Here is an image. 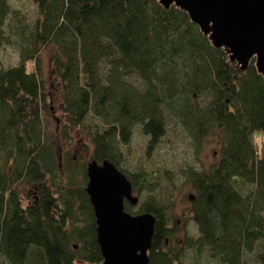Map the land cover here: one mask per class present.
<instances>
[{"label":"trees","instance_id":"1","mask_svg":"<svg viewBox=\"0 0 264 264\" xmlns=\"http://www.w3.org/2000/svg\"><path fill=\"white\" fill-rule=\"evenodd\" d=\"M30 1L27 17L0 0V47L18 56L7 66L0 59V258L102 262L85 164L76 182L75 158L60 154L47 131L58 110L62 140L82 132L88 160L108 159L144 192L136 211L124 209L155 217L147 264L201 262L169 248L178 230L173 199L159 196L153 173L122 169L121 148L138 127L148 151L169 121L194 147L217 134L212 164L179 171L193 190L197 230L186 243L223 264H264V82L253 61L235 68L184 11L157 0ZM255 247L250 263L245 254Z\"/></svg>","mask_w":264,"mask_h":264},{"label":"water","instance_id":"2","mask_svg":"<svg viewBox=\"0 0 264 264\" xmlns=\"http://www.w3.org/2000/svg\"><path fill=\"white\" fill-rule=\"evenodd\" d=\"M164 8L184 11L214 48L222 49L229 63L245 71L252 60L264 82V0H157ZM84 190L95 219L101 264H147L155 217L130 213L124 200L138 203L129 179L113 162L88 160ZM192 200L193 195L188 194Z\"/></svg>","mask_w":264,"mask_h":264},{"label":"rangeland","instance_id":"3","mask_svg":"<svg viewBox=\"0 0 264 264\" xmlns=\"http://www.w3.org/2000/svg\"><path fill=\"white\" fill-rule=\"evenodd\" d=\"M13 9H17L21 13L30 17L34 12V5L30 0H9ZM44 57V64L46 59ZM0 59L7 66L14 64L17 59L16 51L10 46L0 47ZM199 102L204 101V98L198 99ZM58 110L55 112V118L50 116L47 124V131L53 136L55 134L60 154L63 151H68L75 158V164L78 166V171L75 174V181L80 182L82 179L80 166L88 161L86 151L82 148V143L87 142L86 137L82 132L71 131V137L68 140H62L58 135L59 124L57 116ZM54 137V136H53ZM146 136L142 134L137 127L133 130L130 143L121 148L122 163L121 167L124 170L148 171L153 173L154 178L152 183L157 184L156 192L162 199H173L172 214L178 220V230L169 241V248L177 253L179 260L183 262H198L201 264H223L218 259L211 258L206 249L201 252L195 247L189 246L186 240L197 236L196 226L190 219V202L188 194H192L193 190L189 183L183 182L178 176L179 171L186 165H191L195 168H207L218 157L219 143L217 134L207 136L199 147H194L191 141L187 138L182 129L172 121L168 122L165 135L160 142L153 148L147 151ZM257 144L260 139L255 137ZM133 194L138 196V203L144 197V192L139 193L133 190ZM137 204L130 205L132 211L137 210ZM258 247H255L253 252L245 254V259L252 263L253 256L257 252ZM200 254V255H199ZM0 264H7L1 257ZM82 264V263H78Z\"/></svg>","mask_w":264,"mask_h":264},{"label":"flooded vegetation","instance_id":"4","mask_svg":"<svg viewBox=\"0 0 264 264\" xmlns=\"http://www.w3.org/2000/svg\"><path fill=\"white\" fill-rule=\"evenodd\" d=\"M125 203H128L127 200H124V204H125ZM128 204H129V203H128ZM130 205H131V204H130Z\"/></svg>","mask_w":264,"mask_h":264}]
</instances>
